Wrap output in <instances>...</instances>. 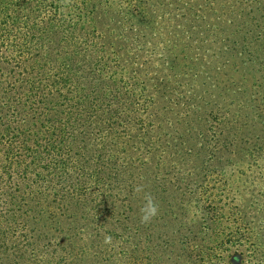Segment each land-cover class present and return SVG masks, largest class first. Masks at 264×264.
Returning a JSON list of instances; mask_svg holds the SVG:
<instances>
[{
	"label": "trees",
	"instance_id": "1",
	"mask_svg": "<svg viewBox=\"0 0 264 264\" xmlns=\"http://www.w3.org/2000/svg\"><path fill=\"white\" fill-rule=\"evenodd\" d=\"M188 5L0 0V264H21L25 251L48 264L47 247L57 252L66 238L70 255L56 264L115 262L102 241L139 226L131 198L146 192L178 227L177 255L264 264V137L240 143L221 131V145L192 152L155 107L150 83H172L152 71L171 41L165 22ZM63 220L61 237H48Z\"/></svg>",
	"mask_w": 264,
	"mask_h": 264
},
{
	"label": "rangeland",
	"instance_id": "2",
	"mask_svg": "<svg viewBox=\"0 0 264 264\" xmlns=\"http://www.w3.org/2000/svg\"><path fill=\"white\" fill-rule=\"evenodd\" d=\"M187 1L186 12L174 13L165 22V33L171 41L163 47L152 71L170 78L172 83L166 90L158 80L150 83L155 107L176 124V143L183 149L196 152L203 144L207 146L210 139L220 140L221 145V131L240 143L245 136L255 143L257 136L264 137V0ZM233 172L235 169L230 167L228 173ZM142 197L131 198L134 213L139 210V219L133 218L139 226L129 222L132 227L124 230L125 239L109 237L110 243L102 241L108 251L106 256L113 257L115 262L98 264H199L189 261L196 255L192 249L177 255L179 247L175 242L180 234L171 217L163 218L158 211L150 222H141ZM251 197L249 193L248 198ZM258 202H264V197H259ZM249 203L248 211L258 216L253 201ZM68 224L67 220L62 225L55 223L48 237L60 238L55 235L56 229ZM95 226L90 227L94 240L99 238ZM32 241L38 243V250L48 243L46 237H33ZM67 242L64 239L57 252L54 247H47L44 254L48 264H56L57 255H70L69 249L64 248ZM119 251L123 255L115 257ZM23 254L21 264H45L39 261L43 253H38V260L31 251ZM83 263L86 262L78 261Z\"/></svg>",
	"mask_w": 264,
	"mask_h": 264
},
{
	"label": "clouds",
	"instance_id": "3",
	"mask_svg": "<svg viewBox=\"0 0 264 264\" xmlns=\"http://www.w3.org/2000/svg\"><path fill=\"white\" fill-rule=\"evenodd\" d=\"M137 191H142V189L138 188ZM159 206L152 197L151 193L144 194V203L140 208L141 213V222L147 223L150 222L154 217L158 215ZM106 243H110V238H106Z\"/></svg>",
	"mask_w": 264,
	"mask_h": 264
}]
</instances>
